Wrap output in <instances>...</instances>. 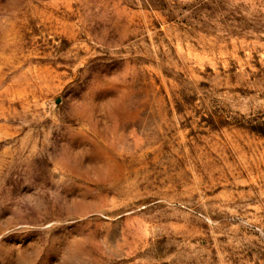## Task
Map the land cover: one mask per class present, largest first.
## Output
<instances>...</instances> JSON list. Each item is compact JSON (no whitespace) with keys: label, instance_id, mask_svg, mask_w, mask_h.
<instances>
[{"label":"rangeland","instance_id":"374dc122","mask_svg":"<svg viewBox=\"0 0 264 264\" xmlns=\"http://www.w3.org/2000/svg\"><path fill=\"white\" fill-rule=\"evenodd\" d=\"M0 264H264V0H0Z\"/></svg>","mask_w":264,"mask_h":264}]
</instances>
